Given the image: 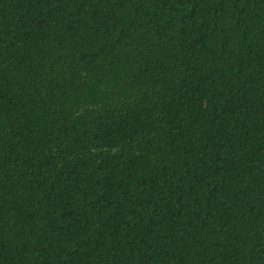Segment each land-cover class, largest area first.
<instances>
[{"label":"trees","instance_id":"16d2710c","mask_svg":"<svg viewBox=\"0 0 264 264\" xmlns=\"http://www.w3.org/2000/svg\"><path fill=\"white\" fill-rule=\"evenodd\" d=\"M0 264H264V0H0Z\"/></svg>","mask_w":264,"mask_h":264}]
</instances>
